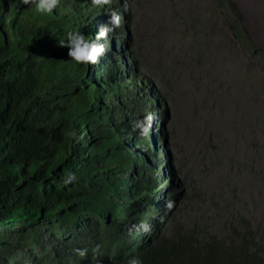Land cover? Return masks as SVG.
<instances>
[{"label":"trees","instance_id":"16d2710c","mask_svg":"<svg viewBox=\"0 0 264 264\" xmlns=\"http://www.w3.org/2000/svg\"><path fill=\"white\" fill-rule=\"evenodd\" d=\"M121 4L59 0L52 13H40L30 2L0 0V264H126L136 254L144 264H264V252L244 242L166 235L160 129L133 128L142 116L132 102L156 112L157 101L129 77L111 40V51L105 43L87 65L59 44L73 29L94 38L106 12ZM232 26L252 49L241 24ZM69 172L77 179L65 184ZM141 222L148 231L137 228ZM77 247L88 255L78 257Z\"/></svg>","mask_w":264,"mask_h":264},{"label":"rangeland","instance_id":"374dc122","mask_svg":"<svg viewBox=\"0 0 264 264\" xmlns=\"http://www.w3.org/2000/svg\"><path fill=\"white\" fill-rule=\"evenodd\" d=\"M227 1L122 0L106 39L160 107L132 102L137 119L151 112L150 130L160 129L166 235L264 252V0Z\"/></svg>","mask_w":264,"mask_h":264},{"label":"clouds","instance_id":"9594fccd","mask_svg":"<svg viewBox=\"0 0 264 264\" xmlns=\"http://www.w3.org/2000/svg\"><path fill=\"white\" fill-rule=\"evenodd\" d=\"M24 3H31L37 12L40 13H52L57 8L59 0H23ZM93 3H100V0H93ZM107 22L99 26L95 33L94 38L86 37L84 33L79 30L73 29L66 33V39H60L59 44L67 47V55L70 59L78 64H95L97 59L101 57L105 52V39L110 33H113L116 28L120 26L121 15L115 10H111L107 13ZM153 114L151 112L146 113L141 119L134 122L133 128L139 131L141 135H147L153 122ZM77 177L75 173L69 172L63 178V183L68 184L76 181ZM166 207H171L172 202L167 201ZM138 229L148 231L150 226L147 223L141 222L137 225ZM75 254L84 258L88 255V248H74ZM101 245L96 244L92 247L91 253L93 256L100 254ZM97 264H101V261L97 260ZM126 264H144L143 259L139 254L129 256Z\"/></svg>","mask_w":264,"mask_h":264},{"label":"bare ground","instance_id":"6f19581e","mask_svg":"<svg viewBox=\"0 0 264 264\" xmlns=\"http://www.w3.org/2000/svg\"><path fill=\"white\" fill-rule=\"evenodd\" d=\"M121 8V7H120ZM113 42V41H112ZM144 81V80H143ZM145 82V81H144ZM146 83V82H145ZM147 84V83H146ZM148 86V85H147ZM159 102V101H158ZM155 103V102H154ZM163 146V145H162Z\"/></svg>","mask_w":264,"mask_h":264}]
</instances>
